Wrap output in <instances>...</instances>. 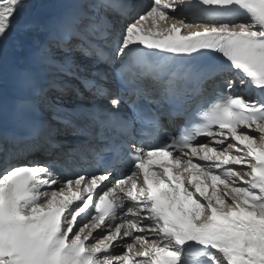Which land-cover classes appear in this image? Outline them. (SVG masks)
Masks as SVG:
<instances>
[{"label": "snow or ice", "instance_id": "6c2138e0", "mask_svg": "<svg viewBox=\"0 0 264 264\" xmlns=\"http://www.w3.org/2000/svg\"><path fill=\"white\" fill-rule=\"evenodd\" d=\"M0 264H264V0H0Z\"/></svg>", "mask_w": 264, "mask_h": 264}, {"label": "rangeland", "instance_id": "374dc122", "mask_svg": "<svg viewBox=\"0 0 264 264\" xmlns=\"http://www.w3.org/2000/svg\"><path fill=\"white\" fill-rule=\"evenodd\" d=\"M140 2H142V5H144V4H147V3H149V2H150V0H140Z\"/></svg>", "mask_w": 264, "mask_h": 264}, {"label": "bare ground", "instance_id": "6f19581e", "mask_svg": "<svg viewBox=\"0 0 264 264\" xmlns=\"http://www.w3.org/2000/svg\"><path fill=\"white\" fill-rule=\"evenodd\" d=\"M141 4H142V2H141ZM147 23V22H146ZM186 23H192L191 21L189 22V21H186ZM196 23H198V24H202V22H196ZM148 26H151L150 24L148 25Z\"/></svg>", "mask_w": 264, "mask_h": 264}]
</instances>
